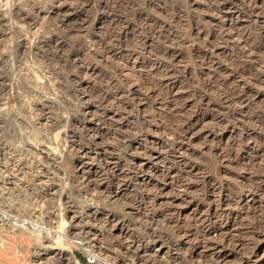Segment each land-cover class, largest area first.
Masks as SVG:
<instances>
[{
    "label": "rangeland",
    "instance_id": "obj_1",
    "mask_svg": "<svg viewBox=\"0 0 264 264\" xmlns=\"http://www.w3.org/2000/svg\"><path fill=\"white\" fill-rule=\"evenodd\" d=\"M0 264H264V0H0Z\"/></svg>",
    "mask_w": 264,
    "mask_h": 264
},
{
    "label": "bare ground",
    "instance_id": "obj_2",
    "mask_svg": "<svg viewBox=\"0 0 264 264\" xmlns=\"http://www.w3.org/2000/svg\"><path fill=\"white\" fill-rule=\"evenodd\" d=\"M257 43H258V42H256V44H257ZM256 44H255V45H256ZM262 44H263V43H262ZM257 45H258V44H257ZM261 48H263V47H261ZM52 73H53V72H52ZM54 73H55V71H54ZM28 203H29V202H28ZM30 205H32V204H30ZM25 207H26V205H25ZM27 207H29V206H27ZM31 210H32V209H31ZM24 211H25V210H24ZM26 213H27V212H26ZM28 213H29V212H28ZM23 218H24V216H23ZM25 219H29V218L26 217ZM31 219H32V218H30L29 221H30ZM32 220H33V219H32ZM38 220H39V219H38ZM22 221H25V220L22 219ZM25 222H26V221H25ZM25 222H24V223H25ZM33 223H34V221H33ZM39 223H42V222H39ZM39 223H38V224H39ZM57 232H58V231H57ZM57 239H58V238H57ZM58 240H59V239H58ZM59 242L61 243V241H59ZM61 244H62V243H61ZM91 250H92V253L95 254V251H94L93 249H91Z\"/></svg>",
    "mask_w": 264,
    "mask_h": 264
}]
</instances>
